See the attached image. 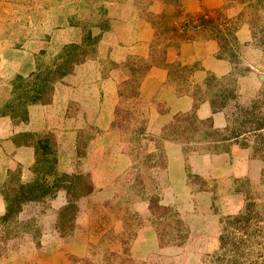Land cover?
<instances>
[{"label":"rangeland","instance_id":"obj_1","mask_svg":"<svg viewBox=\"0 0 264 264\" xmlns=\"http://www.w3.org/2000/svg\"><path fill=\"white\" fill-rule=\"evenodd\" d=\"M200 40L233 65L195 90L223 130L193 112L163 125L141 93L156 67L191 90L195 66L167 55ZM59 97L77 137L20 132L34 164L0 157V264H264V0H0V129Z\"/></svg>","mask_w":264,"mask_h":264},{"label":"crops","instance_id":"obj_2","mask_svg":"<svg viewBox=\"0 0 264 264\" xmlns=\"http://www.w3.org/2000/svg\"><path fill=\"white\" fill-rule=\"evenodd\" d=\"M144 52L145 50L138 52V54L144 55ZM218 53L219 46L213 40L183 42L178 48L169 50L167 55L169 63L178 62L183 66H195V70L189 78L191 90L185 92L177 91L170 85L169 72L165 68L156 67L149 72L142 83L141 93L145 100L162 103L167 107V115L161 116L163 125L177 115L193 112L197 115L199 120H209L215 129L223 130L229 126V116L227 112L215 109L210 100H201L195 93V90L205 85L210 75L221 78L232 74L233 65L227 60L220 58ZM81 77H83L81 73L77 72V76L69 81L73 86L71 88H65L71 91V95L75 93V88L77 87L75 81ZM85 77L88 88L92 90L93 93L95 92L94 95L98 96V100L102 93L107 97L110 96V91L113 89L111 81H105L103 86H101L99 85L98 79L96 80V84L95 78H91L89 75ZM96 89L98 95H96ZM61 100L65 101L66 99H60L59 97L53 105L32 108L30 110L29 121L22 126L23 128H16L13 124H11V126L7 125L9 130L7 135L6 130H4L6 122L3 124L0 129V157L7 155L9 168L11 163L15 167L22 166L28 169L36 160V148L34 145L23 144L15 146L14 141L9 139L10 136L13 138L20 132L40 133L46 130L52 131L60 129L62 135L72 136L74 139L77 137L80 127L75 126L70 120H66L64 112V109H66L64 107L66 106L60 104ZM110 101V98H107V102L104 104L105 107L101 109V118H99V121L102 122L103 128H106V122L110 120ZM1 122L3 121H0V125ZM73 144H75V142H73ZM94 144L95 143H93V145Z\"/></svg>","mask_w":264,"mask_h":264},{"label":"trees","instance_id":"obj_3","mask_svg":"<svg viewBox=\"0 0 264 264\" xmlns=\"http://www.w3.org/2000/svg\"><path fill=\"white\" fill-rule=\"evenodd\" d=\"M11 210H12V207L9 209V212L7 213V215H10V213L12 212Z\"/></svg>","mask_w":264,"mask_h":264}]
</instances>
